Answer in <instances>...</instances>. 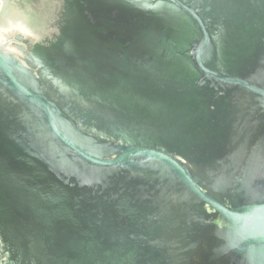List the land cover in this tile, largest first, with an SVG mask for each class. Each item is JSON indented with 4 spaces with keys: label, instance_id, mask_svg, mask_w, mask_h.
I'll return each mask as SVG.
<instances>
[{
    "label": "water",
    "instance_id": "1",
    "mask_svg": "<svg viewBox=\"0 0 264 264\" xmlns=\"http://www.w3.org/2000/svg\"><path fill=\"white\" fill-rule=\"evenodd\" d=\"M64 10L0 30V264H264V0Z\"/></svg>",
    "mask_w": 264,
    "mask_h": 264
},
{
    "label": "flooded vegetation",
    "instance_id": "2",
    "mask_svg": "<svg viewBox=\"0 0 264 264\" xmlns=\"http://www.w3.org/2000/svg\"><path fill=\"white\" fill-rule=\"evenodd\" d=\"M41 0H0V30H4L7 26H10L11 23V14L13 9H18L19 11L23 10L25 4L30 2H40ZM51 2H62L64 4V11L67 12L69 8V3L83 2L86 0H49Z\"/></svg>",
    "mask_w": 264,
    "mask_h": 264
}]
</instances>
